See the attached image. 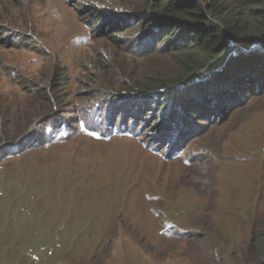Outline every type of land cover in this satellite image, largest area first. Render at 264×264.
Instances as JSON below:
<instances>
[{"label":"rangeland","instance_id":"rangeland-1","mask_svg":"<svg viewBox=\"0 0 264 264\" xmlns=\"http://www.w3.org/2000/svg\"><path fill=\"white\" fill-rule=\"evenodd\" d=\"M127 3L133 2L0 0V110L16 118L43 112L44 90L51 87L66 105L59 111L66 119L75 117L78 104L103 92L89 82L99 77L115 82L109 71H91L108 37L96 25L97 16L88 18V13L128 12ZM119 29L126 41L136 33L129 23ZM187 104L192 110L203 107ZM120 109L135 115L130 103ZM223 113L207 123L183 111L188 120L182 126L191 125L176 149L161 142L162 137L174 141L173 131L162 130L159 142L151 141L155 132L136 121L138 138H100L71 128L57 142L45 138L1 159L0 264H155L141 247H166L171 233L165 232L186 231L196 216L237 244L234 235L247 230L246 224L239 227V219L264 193L259 189L264 184V97L227 106ZM177 127L182 128L178 122Z\"/></svg>","mask_w":264,"mask_h":264},{"label":"trees","instance_id":"trees-1","mask_svg":"<svg viewBox=\"0 0 264 264\" xmlns=\"http://www.w3.org/2000/svg\"><path fill=\"white\" fill-rule=\"evenodd\" d=\"M130 1L133 3L125 4L128 12L88 13V18L97 16L96 25L102 36L108 37L92 60L91 71H109L115 82L107 83L100 77L89 82L103 92L93 101L78 104L75 117L69 119L59 111L66 105L51 87L44 90L47 108L43 112L16 118L10 110H0V160L21 152L22 147L40 145L45 138L48 142L66 138L71 128L100 138H138L141 131L137 132L136 121H143L155 132L151 141L159 142L162 130L169 135L173 131L174 141L162 137L161 142L176 149L183 129L191 125L187 121V126H182L186 118L183 111L209 123L216 115H223L227 106L231 109L264 97V0ZM127 23L136 27L128 41L118 36L119 27ZM10 25L15 28V24ZM162 56L164 60H160ZM162 65L168 68L156 69ZM128 66L131 70H126ZM120 77L126 79L118 81ZM50 84L55 87V83ZM187 102L203 107L192 110ZM126 103L132 105L135 115L120 109ZM55 111L59 115H54ZM21 119L25 121L20 123ZM51 122L53 132L48 138ZM39 124L45 125L42 130L37 128ZM148 143L145 147L159 154ZM259 189L264 190V184H259ZM245 214L238 224L242 229L246 224L247 230L234 235L237 244L232 245L196 216L186 231L178 227L165 232L171 233L164 240L166 247L161 243L141 249L155 264H264V193Z\"/></svg>","mask_w":264,"mask_h":264}]
</instances>
